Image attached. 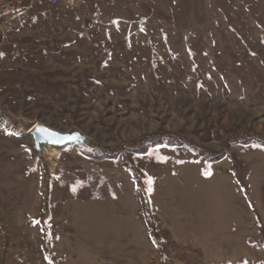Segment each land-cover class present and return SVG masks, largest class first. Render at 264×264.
<instances>
[{
	"label": "rangeland",
	"instance_id": "1",
	"mask_svg": "<svg viewBox=\"0 0 264 264\" xmlns=\"http://www.w3.org/2000/svg\"><path fill=\"white\" fill-rule=\"evenodd\" d=\"M0 34V264H264V0L36 5ZM162 133L227 156L127 154Z\"/></svg>",
	"mask_w": 264,
	"mask_h": 264
},
{
	"label": "trees",
	"instance_id": "2",
	"mask_svg": "<svg viewBox=\"0 0 264 264\" xmlns=\"http://www.w3.org/2000/svg\"><path fill=\"white\" fill-rule=\"evenodd\" d=\"M2 41L1 34H0V43ZM252 140L259 142L264 146V140L261 139L260 136H251L245 139V145H249ZM167 146V147H177V148H186L189 151L198 154L200 157L207 158V162L217 163L220 162L226 157V152H213L210 150H207L206 148L194 143V141L189 140L186 137H182L175 133H162V134H156V135H148L144 137L143 139L131 143L129 146H127V154L132 153L136 155L145 156L151 154L154 150L158 149V147ZM63 149V148H61ZM81 153L90 159H96V160H118L121 155V151L115 150L110 151L109 153H99L95 150H90L87 148H82ZM129 155V154H128ZM131 173L134 174V176H137L136 173L132 170V168H129Z\"/></svg>",
	"mask_w": 264,
	"mask_h": 264
},
{
	"label": "water",
	"instance_id": "3",
	"mask_svg": "<svg viewBox=\"0 0 264 264\" xmlns=\"http://www.w3.org/2000/svg\"><path fill=\"white\" fill-rule=\"evenodd\" d=\"M30 129L31 131H29V133L33 136L36 144L46 151V146L50 148V145H64L71 141L69 135L58 133L47 126L40 124V122L33 124Z\"/></svg>",
	"mask_w": 264,
	"mask_h": 264
},
{
	"label": "built area",
	"instance_id": "4",
	"mask_svg": "<svg viewBox=\"0 0 264 264\" xmlns=\"http://www.w3.org/2000/svg\"><path fill=\"white\" fill-rule=\"evenodd\" d=\"M79 0H34V4L38 6L58 5L74 6ZM19 11L18 0H0V16L15 14Z\"/></svg>",
	"mask_w": 264,
	"mask_h": 264
},
{
	"label": "crops",
	"instance_id": "5",
	"mask_svg": "<svg viewBox=\"0 0 264 264\" xmlns=\"http://www.w3.org/2000/svg\"><path fill=\"white\" fill-rule=\"evenodd\" d=\"M19 2V11L29 10L32 7L36 6L34 0H18Z\"/></svg>",
	"mask_w": 264,
	"mask_h": 264
},
{
	"label": "bare ground",
	"instance_id": "6",
	"mask_svg": "<svg viewBox=\"0 0 264 264\" xmlns=\"http://www.w3.org/2000/svg\"><path fill=\"white\" fill-rule=\"evenodd\" d=\"M29 131H31V129ZM46 149L48 151L49 148L46 146ZM58 155H59V151L52 153L51 154V159L52 160H56V158H57Z\"/></svg>",
	"mask_w": 264,
	"mask_h": 264
}]
</instances>
